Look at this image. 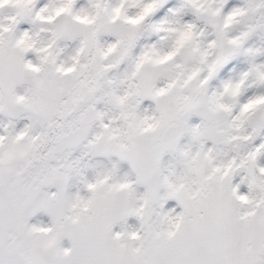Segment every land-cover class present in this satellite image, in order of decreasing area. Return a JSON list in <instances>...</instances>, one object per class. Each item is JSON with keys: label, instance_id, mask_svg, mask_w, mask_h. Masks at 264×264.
<instances>
[{"label": "snow or ice", "instance_id": "1", "mask_svg": "<svg viewBox=\"0 0 264 264\" xmlns=\"http://www.w3.org/2000/svg\"><path fill=\"white\" fill-rule=\"evenodd\" d=\"M0 264H264V0H0Z\"/></svg>", "mask_w": 264, "mask_h": 264}]
</instances>
